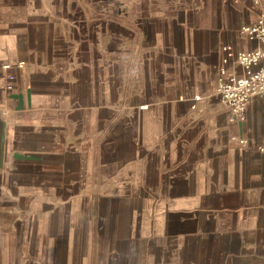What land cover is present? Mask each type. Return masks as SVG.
Segmentation results:
<instances>
[{
	"label": "crops",
	"instance_id": "crops-1",
	"mask_svg": "<svg viewBox=\"0 0 264 264\" xmlns=\"http://www.w3.org/2000/svg\"><path fill=\"white\" fill-rule=\"evenodd\" d=\"M0 1V264H55L96 219L103 236L74 215L110 210L76 203L94 192L141 202L135 238L111 225L112 264H264V98L234 122L216 91L223 48L259 47L241 27L264 0Z\"/></svg>",
	"mask_w": 264,
	"mask_h": 264
},
{
	"label": "rangeland",
	"instance_id": "rangeland-1",
	"mask_svg": "<svg viewBox=\"0 0 264 264\" xmlns=\"http://www.w3.org/2000/svg\"><path fill=\"white\" fill-rule=\"evenodd\" d=\"M80 2V6H84V7H89L91 11L97 10L96 8L97 5H95L94 1H90V0H79ZM39 1H35L34 4H32V7L30 6H26L24 7V12L26 11V14H33L35 12L38 11V8H40V4H38ZM77 2V4H76ZM1 3V1H0ZM105 4V3H103ZM78 5V0H75L73 6H77ZM102 5V4H98ZM107 6V5H104ZM1 7V6H0ZM52 9H54V4L51 5ZM50 9V8H49ZM30 14V15H31ZM30 18H33L32 16H30ZM250 121L252 123H259V127L262 126V124L264 123V113H262L260 110L259 111H255L251 118ZM96 192L92 193L91 195L86 197V201L83 200V197L77 199L76 203H84L86 202L87 205L89 203V205H93L99 202H102L104 204V206H109L110 210H106L102 213H98V211L91 207H88L86 210L83 208L81 209L82 213L78 212V213H74L75 217H77L76 219H78L79 216H84V217H89V216H94L97 217L99 214H102V218L104 220H102V224H104L105 227V231L103 236L99 235L98 233V225L96 224L97 219L94 221V223L92 224L91 227H87L85 228V232H86V237L81 235L80 233V228H73V236L76 234L77 237H67V238H61L60 240V252L63 253H68V256L64 257L61 256V254H58L60 257H58L57 261L55 264H112L113 262V257H114V247L115 244H113V242H111V232H113V228H111V225H118V223H120V230L119 232H121L122 235H125V237L127 238H133L136 235H133L134 233H130L127 231L126 227L124 226V221L126 220L129 216V212H128V207L129 205L132 206L134 203L137 202V205L140 202V200H138L139 198H137L136 202H134V199L132 201L128 200V198L130 199V197L128 196V192H124L123 195H121L119 198V200H116L115 202L113 200H111V197H105V196H99V195H95ZM130 201V202H129ZM120 204V211H119V216L117 215V211H112L111 208L113 207V205H115V209L117 208V205ZM132 204V205H131ZM80 205V204H79ZM149 206L147 204L142 205V206H136L135 208V215H136V219H138V217L140 218L141 215H148L149 214ZM80 211V210H79ZM144 211V212H143ZM67 210H64L63 213L66 215ZM60 213L57 212V215H59ZM134 214V213H133ZM61 217H57L61 220L65 219L64 216L60 215ZM104 216V217H103ZM120 220V221H119ZM117 223V224H115ZM105 224L107 226H105ZM82 225V224H80ZM110 236V237H109ZM135 238V237H134ZM44 245V244H43ZM70 255V256H69ZM71 257V258H70ZM73 257V258H72ZM124 264H141L140 261H136L134 259V257L132 256V254L127 253L126 257L124 259Z\"/></svg>",
	"mask_w": 264,
	"mask_h": 264
},
{
	"label": "built area",
	"instance_id": "built-area-1",
	"mask_svg": "<svg viewBox=\"0 0 264 264\" xmlns=\"http://www.w3.org/2000/svg\"><path fill=\"white\" fill-rule=\"evenodd\" d=\"M241 33L248 39L257 41L259 47L250 51H236L231 46H225L216 86L220 100L229 109L230 119L234 122L246 119L248 104L254 97L264 98V11L259 14L255 23L243 25ZM232 62H236L242 72L229 75ZM22 64H3V68L7 70L8 91H13L16 87L14 66L20 68ZM193 99L198 101L200 96L195 95ZM258 150L264 152V141Z\"/></svg>",
	"mask_w": 264,
	"mask_h": 264
}]
</instances>
